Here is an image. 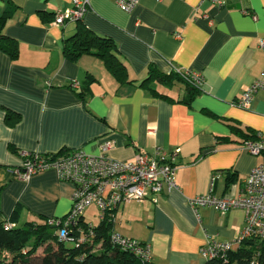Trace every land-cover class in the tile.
I'll return each mask as SVG.
<instances>
[{
  "label": "crops",
  "instance_id": "1",
  "mask_svg": "<svg viewBox=\"0 0 264 264\" xmlns=\"http://www.w3.org/2000/svg\"><path fill=\"white\" fill-rule=\"evenodd\" d=\"M70 1L0 0V15L12 10L3 33L18 47L16 59L0 50V224H44L70 209L73 184L55 170L26 181L9 172L22 165L24 152L98 154L99 142L109 139V156L131 160L159 146L177 150L176 187L164 186L155 200L123 204L112 229L148 243L151 264H204L200 247L237 237L244 212L203 207L197 217L189 200L208 193L214 172L220 173L215 194L240 193L250 169L264 161V154L241 147L248 130L264 135V87L248 108L234 104L253 81L264 82V0H139L128 12L114 0H90L81 21L52 24ZM79 25L112 39L135 83L120 84L95 55L64 57V40ZM172 66L203 76L189 104L182 101L188 89L181 80L138 85L150 68L168 74ZM72 80L79 88L70 87ZM93 218L98 224L92 205L83 219L96 225Z\"/></svg>",
  "mask_w": 264,
  "mask_h": 264
},
{
  "label": "built area",
  "instance_id": "2",
  "mask_svg": "<svg viewBox=\"0 0 264 264\" xmlns=\"http://www.w3.org/2000/svg\"><path fill=\"white\" fill-rule=\"evenodd\" d=\"M123 11L132 10L139 0H114ZM221 5V0H211ZM90 0H71L70 6L54 13L52 24L63 27L67 23L81 21L89 6ZM264 48V39L259 42ZM190 84L199 87L203 84L200 72L187 69H172ZM72 88H79V82L72 80ZM264 87V82L253 81L235 101L240 108H248L254 94ZM100 152L90 154L83 150L70 151L65 155L52 157L38 152H24L21 166L9 169L17 179L26 181L33 174L47 169L55 170L58 178L73 184L71 206L66 215L50 217L47 224L55 228L58 241H71L75 244L90 242L94 237V224L86 221L80 224L85 210L95 206L99 221H114L117 209L131 201H142L147 198L155 200L163 187L175 188L176 165L174 157L177 150L171 153L156 146L152 153L137 152L131 160L115 159L108 155L114 142L101 140L98 144ZM241 147L251 155L264 154V135L257 134L256 139L242 141ZM220 176L214 172L211 176L208 193L198 195L189 200V205L199 217V209L211 207L225 213L233 208L244 212V223L239 235L230 240H207L200 247V255L204 260L219 259L226 262L229 252L243 240L257 237L264 241V161L254 165L246 176L241 192L236 195H217L213 192L214 182ZM5 230L14 227L6 220L2 222ZM110 243L122 251L138 258L142 263L150 262V245L125 236L114 229L109 234ZM250 264H255L252 260Z\"/></svg>",
  "mask_w": 264,
  "mask_h": 264
},
{
  "label": "trees",
  "instance_id": "3",
  "mask_svg": "<svg viewBox=\"0 0 264 264\" xmlns=\"http://www.w3.org/2000/svg\"><path fill=\"white\" fill-rule=\"evenodd\" d=\"M11 12V9L6 8L5 12L0 15V50L7 53L11 59H16L18 56L16 40L3 33L5 21ZM114 47L115 44L111 38L97 35L86 26L79 25L76 32L64 40L62 53L65 58L73 61L83 54L95 55L102 59L120 84L135 83L134 80L128 78L124 65L113 53ZM175 79L181 80L187 85L188 90L182 101L189 104L199 87L185 81L174 70L165 74L150 68L146 77L139 81L138 85L148 87L153 80L168 84ZM150 89L158 93L153 88ZM159 96L168 98L163 94H159ZM9 113L11 112L7 111L6 113L8 122L10 121ZM256 138L257 133L248 130L244 140ZM68 152L70 151L61 149L48 155L55 157ZM227 178L228 181H232L234 174ZM85 222L83 218L80 219V224L84 225ZM112 224L107 220L99 221L94 225V237L90 242L75 244L71 241H58L55 228L48 225L47 221L44 224L27 222L22 226H14L8 230H5L1 223L0 264H29L33 258H39L42 264H151L150 262L142 263L132 254L122 251L110 243L109 234ZM39 249H41L40 252ZM252 260L255 261V264L264 263V241L257 237L243 240L229 252L226 262L214 259L207 260L204 264H250Z\"/></svg>",
  "mask_w": 264,
  "mask_h": 264
},
{
  "label": "rangeland",
  "instance_id": "4",
  "mask_svg": "<svg viewBox=\"0 0 264 264\" xmlns=\"http://www.w3.org/2000/svg\"><path fill=\"white\" fill-rule=\"evenodd\" d=\"M93 222L97 224L98 220L96 218H93ZM67 245H70L69 243H67ZM41 249H39L38 251L40 252ZM29 264H42L41 260L39 258H33ZM264 264V263H263Z\"/></svg>",
  "mask_w": 264,
  "mask_h": 264
}]
</instances>
